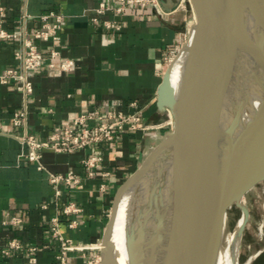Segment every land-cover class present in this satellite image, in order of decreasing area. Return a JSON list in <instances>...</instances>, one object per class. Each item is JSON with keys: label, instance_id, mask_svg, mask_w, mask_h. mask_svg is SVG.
<instances>
[{"label": "crops", "instance_id": "0c3cea01", "mask_svg": "<svg viewBox=\"0 0 264 264\" xmlns=\"http://www.w3.org/2000/svg\"><path fill=\"white\" fill-rule=\"evenodd\" d=\"M102 1L117 4V0H0L3 27L25 37L40 26V15L62 13L57 40L32 41L44 52L54 47L58 51L56 62L74 61L71 70L57 72L48 67L51 59L46 54L41 67L28 73L33 90L26 96L18 81H0V249L8 248L11 238L21 244L0 253V264H29L31 246L36 248L33 264H57L58 242L51 235L49 220L59 211L62 233L83 245L69 251V264H100V240L116 191L167 130L162 127L171 114L163 100L164 91L170 76L173 79L174 61L194 21L189 1L159 0L158 5H128L120 14L108 11L101 18L118 20L120 30L116 32L106 29L101 21L91 20L94 8ZM22 39L0 41V74L17 67L14 51ZM24 107L25 122L15 126L11 116ZM94 110L138 111L145 128L127 127L112 141L73 152L43 149L44 169L21 154L27 149L18 139L24 129L38 138L45 137L74 115ZM96 152L102 161L90 176L81 160ZM68 171L80 178L70 186L60 182L61 201L73 200L82 209L75 228L67 226L62 202L56 205L49 181V172ZM131 198V193L125 194L119 206L129 211ZM44 203L46 207H42ZM6 213L21 216L22 222L18 226L3 224ZM111 239L116 259L128 264L125 236L118 223H114Z\"/></svg>", "mask_w": 264, "mask_h": 264}, {"label": "water", "instance_id": "95a60500", "mask_svg": "<svg viewBox=\"0 0 264 264\" xmlns=\"http://www.w3.org/2000/svg\"><path fill=\"white\" fill-rule=\"evenodd\" d=\"M194 21L168 80L164 103L172 127L116 191L101 236L100 264H119L111 234L122 197L131 193L125 230L128 264H181L175 242L238 182L264 178V75L252 91L232 92L264 62L261 42L247 53L254 67L239 68L225 39L246 32V14L264 22V0H188ZM264 32V30H263ZM254 58V57H253ZM250 172L258 179L245 178ZM227 207V204H226ZM246 220L248 208L243 203Z\"/></svg>", "mask_w": 264, "mask_h": 264}, {"label": "built area", "instance_id": "2783aa9c", "mask_svg": "<svg viewBox=\"0 0 264 264\" xmlns=\"http://www.w3.org/2000/svg\"><path fill=\"white\" fill-rule=\"evenodd\" d=\"M159 0H117L116 5H110L106 2H99L94 8L95 15L91 17L93 21H101L102 25L112 31L120 30V23L116 19L101 18L108 11L120 14L128 5L147 6L149 4L158 5ZM41 24L30 35L25 37L20 31L12 32L4 28L0 20V41L10 38L23 37L21 45L14 51V56L18 60L17 67H11L4 70L0 74L1 82L18 81L23 88L24 94L29 95L33 90V85L28 77L31 70L38 69L42 65V59L47 54L51 61L48 67L57 72L69 71L73 68V59H61L56 62L55 59L58 51L51 47L48 51H41L37 44L32 39H40L43 41H55L58 38L59 30L63 24L64 15L62 13H46L39 16ZM131 106L135 107L136 103L131 102ZM26 108L14 111L11 116V121L15 126H21L26 119ZM90 121H95L90 124ZM141 116L138 111L123 113L121 111L94 110L92 112L78 113L63 126H56L45 137L38 138L33 133L27 132L25 129L22 134L18 135L19 141L27 149L21 154L29 161L36 162L39 169H44L41 163V151L43 149H51L56 152H73L78 149L89 146H96L103 141H112L117 133L129 127L132 130L143 129L145 126L140 124ZM172 123V117L168 120ZM3 131L0 123V132ZM102 161L100 153H91L81 160L82 166L86 169L87 174L92 176L96 172V168ZM103 175H108L104 172ZM80 178L73 172L68 171L65 174H55L49 172V181L52 185L53 199L56 205L62 202L61 212L66 218V223L69 228H75L78 225L77 216L81 213V207L73 200H62V189L60 182L63 181L67 186L78 183ZM101 189L104 185L102 184ZM44 203L42 207H46ZM50 232L52 237L58 242L56 254L57 264H69L68 253L71 250L80 249L83 245L74 243L71 238L65 236L60 228L61 216L60 211L50 217ZM22 222V217L15 214L6 213L2 219L3 224L18 226ZM20 242L16 238H11L7 242L8 248H19ZM8 248L0 249V253H8ZM30 255L28 263L36 262L34 254L36 248L31 246L28 248Z\"/></svg>", "mask_w": 264, "mask_h": 264}, {"label": "bare ground", "instance_id": "6f19581e", "mask_svg": "<svg viewBox=\"0 0 264 264\" xmlns=\"http://www.w3.org/2000/svg\"><path fill=\"white\" fill-rule=\"evenodd\" d=\"M245 18L246 32L236 31L225 38L228 40L230 47L229 56L231 59H234L236 66L239 68L254 67L256 56L248 59L247 53L253 47L259 45L262 33H264V22L259 23L252 19L249 13L246 14ZM180 71L181 67L176 65L172 79L174 83L177 82ZM263 75L264 62L262 67L256 69L252 76L236 84L232 92L236 93L241 90L253 92L256 83ZM262 170L264 171V165ZM238 191V187L233 184L226 191L225 196L207 208L175 242L174 248L181 264H240L239 252L241 246L239 244L242 240V231L246 224L244 216L241 215L238 219L235 232H226L225 229L227 198L239 193ZM127 217L128 211L120 205L114 223L119 224L124 236ZM257 223L259 234H262L264 232V198L262 200V216ZM252 256L247 258L243 264H250ZM117 261L121 264L118 259Z\"/></svg>", "mask_w": 264, "mask_h": 264}, {"label": "rangeland", "instance_id": "374dc122", "mask_svg": "<svg viewBox=\"0 0 264 264\" xmlns=\"http://www.w3.org/2000/svg\"><path fill=\"white\" fill-rule=\"evenodd\" d=\"M172 123L167 122L162 129H170ZM245 178L257 180V173L246 174ZM239 186L244 189L245 196L243 199L235 197L230 199L226 207V232H235L238 219L243 214V206L248 208L246 224L242 231V240L240 242L239 263L243 264L251 255L250 264H264V232L259 234L258 221L262 216V200L264 198V178L255 183L248 181L238 182ZM228 220V221H227ZM257 229V230H256ZM234 230V231H233ZM249 245V246H248ZM262 248V249H261Z\"/></svg>", "mask_w": 264, "mask_h": 264}]
</instances>
